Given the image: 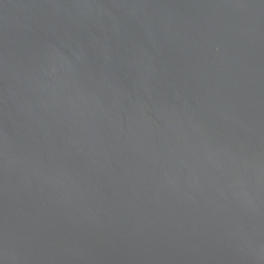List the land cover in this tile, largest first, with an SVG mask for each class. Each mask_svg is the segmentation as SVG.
<instances>
[{
	"label": "water",
	"instance_id": "obj_1",
	"mask_svg": "<svg viewBox=\"0 0 264 264\" xmlns=\"http://www.w3.org/2000/svg\"><path fill=\"white\" fill-rule=\"evenodd\" d=\"M0 264H264V0H0Z\"/></svg>",
	"mask_w": 264,
	"mask_h": 264
}]
</instances>
